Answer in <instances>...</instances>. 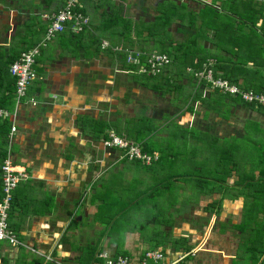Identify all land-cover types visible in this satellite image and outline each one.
Instances as JSON below:
<instances>
[{
    "label": "crops",
    "instance_id": "crops-1",
    "mask_svg": "<svg viewBox=\"0 0 264 264\" xmlns=\"http://www.w3.org/2000/svg\"><path fill=\"white\" fill-rule=\"evenodd\" d=\"M78 2L89 27L76 36L66 29L40 47L37 77L16 101L15 78L6 66L43 41L48 24L41 14L58 10L64 0H0V99L12 94L0 106L10 112L1 143L26 173L14 190L9 224L29 246L6 243L0 264H103L101 253L127 255L136 264L146 249L162 251L161 264H264V163L253 174L249 157L237 163L234 143H220L255 128L250 118L248 127L240 124V110L261 123L264 111L215 90L202 95L208 88L186 70L214 54L223 64H249L247 69L264 64V0ZM103 40L107 48H101ZM118 46L163 52L170 62L159 75L144 78L124 67ZM172 53L180 55L178 66L171 64ZM141 122L149 127L141 129ZM12 124L16 130L9 135ZM257 126L255 139L264 132V125ZM111 131L158 158L145 164L105 146ZM203 136L217 142V166L196 172L215 173L207 179L215 184L199 186L183 209L166 199L175 187L145 186L141 175L131 179L132 168L164 177L174 164L183 165L172 152L163 157L149 140L185 142L183 152L192 160ZM194 138L197 145L188 147Z\"/></svg>",
    "mask_w": 264,
    "mask_h": 264
},
{
    "label": "built area",
    "instance_id": "built-area-1",
    "mask_svg": "<svg viewBox=\"0 0 264 264\" xmlns=\"http://www.w3.org/2000/svg\"><path fill=\"white\" fill-rule=\"evenodd\" d=\"M78 0H65L62 6L55 11L45 12L42 17L47 22L46 31L43 41L32 48L22 50L17 59L9 66V73L15 78V100H22L27 93L32 81L37 77L35 62L39 55L41 46H45L58 32L69 29L72 33L82 32L89 26L90 18L87 14L79 9ZM109 43L101 42V48H107ZM117 51H127L126 62L132 64L137 73L147 76H157L169 64L170 58L163 52H150L144 54L142 52H133L121 47L114 48ZM214 58H208L203 61L198 68L188 67L187 72L190 73L198 84H203L211 90H217L222 94L231 95L239 98L242 102L254 107H258L264 111V94L253 89H247L233 83L222 75V72L215 71ZM256 107V108H257ZM10 117L7 109L0 107V120H6ZM16 130L14 124L10 127L9 135ZM107 147L121 149L124 156L130 160H140L145 164H150L158 158V153H149L144 151L141 144L118 136L111 131L104 140ZM2 196L0 198V241L7 243L12 247H27L20 239L15 230L9 224V212L13 202V194L17 185L26 178V173L22 167L13 163L10 157L9 148L6 150V156L0 166ZM33 250V248H30ZM34 251V250H33ZM100 257L104 260L103 264H132V259L127 255H117L110 257L105 253H101ZM49 259L50 257L47 256ZM164 260V253L158 249H146L140 256L136 264H161ZM176 261L168 264H175Z\"/></svg>",
    "mask_w": 264,
    "mask_h": 264
},
{
    "label": "rangeland",
    "instance_id": "rangeland-1",
    "mask_svg": "<svg viewBox=\"0 0 264 264\" xmlns=\"http://www.w3.org/2000/svg\"><path fill=\"white\" fill-rule=\"evenodd\" d=\"M77 5H79V2H77ZM216 15H217V13L214 14V16H216ZM36 19L38 20L40 18L36 17ZM88 27H86L84 30H86ZM101 35H104V33L98 32V37H101ZM155 39L156 40H163L160 37H156ZM103 41H106V40H103ZM86 48H87V46H86ZM155 49L160 50V48H155ZM163 50L169 52V48H166ZM172 56L175 57V60H172V63H171V64H173V66H178V64H181L179 54L172 53ZM188 67H191V66H188ZM187 68H186V70H187ZM141 76H143V75H141ZM144 78H146V76H144ZM197 85H198V82H197ZM201 85H203V84H201ZM208 90H211V89H206V91H204V93L202 95L205 96L206 92ZM184 94H186V93L184 92ZM221 96H223L224 98L227 97L224 94ZM234 101L242 104V101H240L239 99L234 98ZM222 109L225 111L224 107H222ZM245 113H246V115H244L241 110L238 113L242 118L240 124L243 127L245 126V124H246V127H248L247 125H249L248 121H250V119H251V122L254 120L252 122V123H254L252 126H254L255 128L258 127L257 125H264V123H261L263 121V119H259V116L249 117V114H247V112H245ZM245 116L248 118H244ZM259 120H261V121H259ZM255 124H257V125H255ZM145 127H149V126L146 125V122H143L141 125V129H144ZM255 128H253V129L249 128L247 130L248 133L245 136L233 137V139L225 138L224 141L220 142V143H222V145H224L225 143H229V142L234 143L233 146L239 149L240 158L237 159V163L241 162L243 160V158H241V156L249 157V159H246V162L249 165V166L247 165V168H249L250 171L253 172V174H256L258 172V169L260 168V166H262L264 163V162H261L262 157H264V155H263V152H264V132H262L261 134H257L256 139H255V133H253ZM201 135H204V134H201ZM159 136H161V135H159ZM198 139L199 138L192 139L191 142L188 144V147L191 145H194V144L197 145ZM178 141L179 140H177V142H176L173 138H170L169 141L167 142V141H165L164 137H155V139H152V141L149 140V142L154 147L161 149L163 157L168 158L170 155H172V153H174L175 155L178 156V158H182V160L180 162L183 163V165L174 164V166L171 168V171L168 174H166V176H164V177H162V176L149 177L150 175L146 171L145 167H144V169L142 167H140L139 171H137L136 168H132L131 172H130V174H131L130 176H131V179L134 177L141 179L139 177V175L143 176L144 178H146L145 186H151L154 188L155 187L159 188L163 184L165 186H168L169 189H173V190L175 187V190L172 193V196L170 194L166 197V199L168 201L169 200L175 201L177 203V205L180 206L177 209H183V207L185 205L189 204L190 201L195 200V195L198 192L199 186L200 187L201 186L211 187L213 183L215 184V182H212V180H207L209 178L213 179L214 177H216L215 173L207 174V173L196 172V171H197V169H201V170L212 169L213 171L215 170V168L217 166V157H218V153H217L218 148L217 147L218 146H217V142H215L216 140L214 138L207 136V139H206L205 136H203L202 137V145L200 146L199 149H193L195 153L192 155V160H191V158L186 157L187 153L183 152V149H187L186 148L187 146H185V142H178ZM164 143H166L165 146H164ZM167 145H168V147H166ZM170 149H171V151H170ZM261 149H262V151H260ZM237 154H238V152H237ZM203 163H205V167L201 168ZM185 164H189V165H185ZM255 170L257 171L256 173H255ZM171 173L177 174V175H175V177L178 180L174 176L172 178H168V176ZM174 180H177V182ZM242 180L243 179L241 178L240 181H242ZM176 185L179 187L181 186L180 189L183 188L181 192H179V189L176 190V188H179ZM250 211L251 212H257L258 208L251 206ZM130 214L131 213H128L127 217L130 216ZM165 214H166V208H165L164 213L161 216H164ZM150 215L151 216L156 215V213L154 212L153 209H150ZM158 215L160 216V214H158ZM158 215H157V217H158ZM122 217H124V216H122ZM194 217H196V215H194ZM5 246H6V243L3 241H0V250H3L5 248ZM5 264H8L7 260H6ZM13 264H21V263L16 261Z\"/></svg>",
    "mask_w": 264,
    "mask_h": 264
},
{
    "label": "trees",
    "instance_id": "trees-1",
    "mask_svg": "<svg viewBox=\"0 0 264 264\" xmlns=\"http://www.w3.org/2000/svg\"><path fill=\"white\" fill-rule=\"evenodd\" d=\"M79 9L84 12V10L82 8H79ZM216 13L217 12L215 11L214 14H216ZM84 31H82V32H84ZM79 33H81V32H79ZM74 34L75 33H73V36H76L78 33H76L75 35ZM20 52H19V54H20ZM124 52H121V51L117 52L121 56V58H123L124 67H126L127 69H135V67L132 64L126 62L127 51H124ZM236 54L239 55L238 52ZM18 56L17 57L16 56L11 57V59L8 63L11 64L15 59L18 58ZM214 57L216 58V63L214 64L215 71L222 72V75L224 77L228 78L229 80H231L234 83H238L243 88H247V89L251 88V89L256 90L258 92H264V64H258V63L253 64V66H255L254 69H247L246 66L249 64H238L237 65V64H235L234 61L231 62L232 64H223L224 60L222 59V57L220 60H219L218 55L214 54ZM214 57H208V58H214ZM206 59L199 57L194 64H190V65H192L191 67L198 68V67H200L201 63L203 61H205ZM187 65H189V64H187ZM6 67H7V69L9 68L8 66H6ZM4 72H5V70H4ZM143 76H146V75H143ZM148 77H151V76H148ZM240 77H242L241 81H240ZM215 91H217V90H215ZM217 92H219V91H217ZM11 97H12V94L11 95L9 94V96H8V93H7V97L0 99V106L1 107L6 106L7 100H9ZM250 106H252V105H250ZM6 122H7L6 120L0 121V165L6 156L4 146L2 145V143H4V141L1 139L3 133L5 132V123ZM143 150L145 151L144 148H143ZM146 151L149 152V150H146ZM201 189H202V187H201ZM1 196H2V188H1V177H0V198H1ZM151 264H153V263H151Z\"/></svg>",
    "mask_w": 264,
    "mask_h": 264
},
{
    "label": "clouds",
    "instance_id": "clouds-1",
    "mask_svg": "<svg viewBox=\"0 0 264 264\" xmlns=\"http://www.w3.org/2000/svg\"><path fill=\"white\" fill-rule=\"evenodd\" d=\"M55 11V10H54ZM41 17H42V14H41ZM43 18V17H42ZM44 19V18H43ZM45 20V19H44ZM45 22H46V20H45ZM46 24H47V22H46ZM65 31V30H64ZM63 32V31H62ZM58 33H61V32H58ZM58 33H56V34H58ZM133 72H135V73H137L136 71H133ZM138 74H140V73H138ZM142 75H145V74H142ZM147 76V75H146ZM151 77H153V76H151Z\"/></svg>",
    "mask_w": 264,
    "mask_h": 264
}]
</instances>
